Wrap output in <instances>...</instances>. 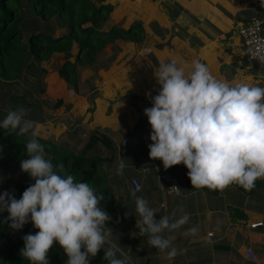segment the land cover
<instances>
[{"label":"clouds","instance_id":"obj_1","mask_svg":"<svg viewBox=\"0 0 264 264\" xmlns=\"http://www.w3.org/2000/svg\"><path fill=\"white\" fill-rule=\"evenodd\" d=\"M251 58L264 65V48L257 47ZM153 74L160 88L155 96L147 94L152 107L144 109L152 128L148 146L152 159H160L165 169L185 165L196 188L223 190L235 183L251 190L258 179H264V88L218 79L198 59L187 72L174 59L160 60ZM27 112L23 107L9 108L0 120L6 134L27 137L21 169L35 181L20 199L7 191L0 194V212L9 214L12 229L21 230L31 222L39 230L22 237L20 255L30 264H48L47 253L58 242L67 256L65 264H90V258L102 250L108 264H129L111 241L113 230L107 226L111 217L98 206L103 195L98 196L87 182L54 171L38 140L39 124L27 119ZM126 166L121 157L117 174ZM59 168L63 171L64 165ZM131 195L139 217L137 228L148 237V245L166 252L169 259L182 254L185 250L164 233L189 224L190 215L156 220L157 210L136 190ZM197 232L198 227L192 226L184 235Z\"/></svg>","mask_w":264,"mask_h":264},{"label":"crops","instance_id":"obj_2","mask_svg":"<svg viewBox=\"0 0 264 264\" xmlns=\"http://www.w3.org/2000/svg\"><path fill=\"white\" fill-rule=\"evenodd\" d=\"M260 1L161 0L156 16L155 37L161 44L155 56L157 66L160 60L174 59L180 66H185L187 72L191 70L192 61L198 59L218 79L264 88V66L249 61L240 38L242 26L259 13ZM140 118L141 122L148 120L144 113ZM148 146L141 141L134 143L129 135L123 141L127 166L122 174L129 188L122 193H126L127 205H130L121 210L128 221L124 223L129 224L136 219L137 227L139 217L131 195V190H136L135 180L141 185V190L136 191L137 196L145 198L149 206L157 210L156 220L165 215L175 220L187 213L190 221L178 230L164 233L173 239L174 246L185 250L172 259L156 248L146 249L148 237L141 236L139 232V263L264 264V179L257 180V188L250 195L236 186H227L218 193L208 187L196 188L191 184L185 165L165 169L163 162L150 158ZM108 167L115 170L111 164ZM165 171L178 177L180 194L169 192L161 182L159 175ZM111 177L113 179V175ZM122 193H115L121 204ZM174 211L175 216H172ZM256 223L263 225L252 229L251 225ZM192 226L198 227L197 234L185 236V229ZM21 233L22 237L27 234L25 226ZM249 250L255 253L256 260L249 257ZM93 261L90 258V264H94Z\"/></svg>","mask_w":264,"mask_h":264},{"label":"rangeland","instance_id":"obj_3","mask_svg":"<svg viewBox=\"0 0 264 264\" xmlns=\"http://www.w3.org/2000/svg\"><path fill=\"white\" fill-rule=\"evenodd\" d=\"M91 1L97 6L101 5L99 0ZM160 1L106 0L104 4L114 8L111 22L107 26H121L129 29L133 24L141 23L149 42L139 45L134 42L118 41L109 45L101 55L99 69L82 72L78 94L70 90L67 83L59 77L58 69L64 64L62 54H57L55 58L43 62L36 70L44 85L42 91L39 90V77L34 78L26 72L13 83L12 87L0 83V120L5 117L6 109L23 107L28 110L26 118L38 122V137L51 140L72 154L82 152L90 135L103 132L113 141L116 153L108 151L102 143H98L96 150L88 156L102 159L113 158L112 162H104V171L110 180L112 190L120 195L123 189L129 188L123 174L116 172L121 157H127L122 149L123 141H126L130 131L137 130L138 123L141 122L140 115H143L144 109L152 107L147 94L151 92L152 96H155L160 88L153 74L154 69L158 67L155 56L159 53L161 46L159 39L155 37L158 25L156 16L160 10ZM57 26L56 19L51 23L40 25L44 32L50 33L53 37L64 35L66 30H61ZM33 28L30 24L25 30V43L28 42ZM41 31L36 30V33ZM111 57H114L112 62L108 60ZM72 61H75V58ZM29 62L31 60H28L27 64ZM44 72L47 74L44 75ZM22 98L28 104L22 102ZM60 100L64 102V105L56 108ZM108 164L115 166V170L111 171L112 168H109ZM34 182L6 160H0V194L7 191L16 199H20L23 192ZM165 188L168 190L166 186ZM124 194L120 211L130 207L127 205V195ZM129 201L132 200L129 199ZM98 206L102 208L100 204ZM105 211L111 217L110 220L117 224L110 227L113 230L112 243L129 258V264H141L137 259L140 241L136 219L126 224L124 222L128 223L127 219L120 222L108 210ZM135 211H133L134 216ZM0 213L9 215L6 211ZM28 224L30 225H25L27 234H35L39 231L31 222ZM146 249L153 248L147 244ZM46 258L48 264H65L67 260L58 242H54Z\"/></svg>","mask_w":264,"mask_h":264},{"label":"trees","instance_id":"obj_4","mask_svg":"<svg viewBox=\"0 0 264 264\" xmlns=\"http://www.w3.org/2000/svg\"><path fill=\"white\" fill-rule=\"evenodd\" d=\"M105 1L99 0L101 5L97 6L91 0H0V83L12 87L26 72L34 78L39 77V90L42 91L44 85L36 70L43 62L62 54L64 64L58 69L59 77L67 83L70 90L78 94L82 72L98 70L101 55L109 45L118 41L139 45L147 43L148 36L141 23H135L129 29L107 26L111 22L114 8L105 5ZM55 19L57 27L66 30L64 35L59 37H53L40 27L41 24L51 23ZM30 24L34 27L33 32L25 43V30ZM36 30L42 31L36 33ZM73 58L75 61H72ZM28 60H31L29 64ZM108 60L112 62L114 57ZM46 74L47 72H44V75ZM21 101L28 104L24 98ZM63 105L64 102L60 100L55 107L60 108ZM137 130L129 132V137L134 143H152V128L148 120L140 122ZM26 140L27 137L17 136L15 133L6 134L5 130L0 128V160H6L25 177L31 178L21 169V161L27 157ZM38 140L44 145L47 157H51L55 172L62 176L72 175L75 182H87L98 196L103 195L104 198L99 203L103 209L108 210L120 222L126 220L120 211L122 204L116 199L104 171V162H112L113 158L88 156L96 150L98 143H102L108 151L116 153L113 141L106 134L99 132L90 135L80 154H72L51 140L40 137ZM60 164L64 165L63 171L59 168ZM258 183L256 181L251 190L235 183L229 186H236L250 195L255 192ZM219 191L220 189H215V193ZM7 217L0 213V264H30L20 255L24 246L21 230L12 229ZM107 226L117 224L109 220ZM93 263L108 264L103 259V251L94 257Z\"/></svg>","mask_w":264,"mask_h":264},{"label":"built area","instance_id":"obj_5","mask_svg":"<svg viewBox=\"0 0 264 264\" xmlns=\"http://www.w3.org/2000/svg\"><path fill=\"white\" fill-rule=\"evenodd\" d=\"M259 13L251 17L246 24L240 29V38L243 42L245 53L252 63L264 66L256 59H252V53L257 47L264 48V5L259 2ZM150 156V155H149ZM151 158V157H150ZM152 159V158H151ZM157 162H162L160 159H152ZM161 182L166 186L171 193L180 194L179 179L175 174L170 172L161 173ZM137 192L141 190V185L135 180L133 182ZM262 223L252 224V229H258L262 226ZM248 255L252 260H256L255 254L252 250L248 251Z\"/></svg>","mask_w":264,"mask_h":264}]
</instances>
